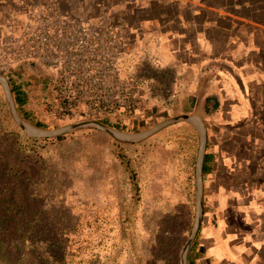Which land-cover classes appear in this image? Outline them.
Returning a JSON list of instances; mask_svg holds the SVG:
<instances>
[{
  "label": "rangeland",
  "instance_id": "374dc122",
  "mask_svg": "<svg viewBox=\"0 0 264 264\" xmlns=\"http://www.w3.org/2000/svg\"><path fill=\"white\" fill-rule=\"evenodd\" d=\"M139 67L118 71L138 97L131 111L126 101L63 102L56 93L66 95L75 83L87 92L86 75L101 70L47 69L0 42V76L14 109L38 130L95 120L128 136L172 117V103L142 95L152 90L146 78L157 71L145 63ZM61 72L66 80L56 90L52 77ZM11 84L22 88L23 105L14 102ZM155 88L161 95L167 90ZM6 100L0 81V264H180L197 213L193 126L176 122L135 142L118 141L93 126L37 136L17 124ZM69 104L72 111L66 110ZM210 204L206 199L196 234H204L201 242L212 239L218 225ZM8 227H14L13 237H6ZM203 247L196 245L197 263L203 262Z\"/></svg>",
  "mask_w": 264,
  "mask_h": 264
},
{
  "label": "crops",
  "instance_id": "0c3cea01",
  "mask_svg": "<svg viewBox=\"0 0 264 264\" xmlns=\"http://www.w3.org/2000/svg\"><path fill=\"white\" fill-rule=\"evenodd\" d=\"M55 15L110 26L121 68L169 74L155 81L166 92L142 95L191 116L177 122L197 135L194 196L204 130L202 209L210 199L218 225L209 241L194 238L189 264H264V0H0L2 46L20 51L24 34Z\"/></svg>",
  "mask_w": 264,
  "mask_h": 264
},
{
  "label": "built area",
  "instance_id": "2783aa9c",
  "mask_svg": "<svg viewBox=\"0 0 264 264\" xmlns=\"http://www.w3.org/2000/svg\"><path fill=\"white\" fill-rule=\"evenodd\" d=\"M116 33L110 26H90L82 21L69 20L62 15L41 17L36 26L27 31L19 41L20 51L31 55L47 69L101 70L100 75L89 72L86 76L88 91L82 93V85L75 83L66 95L56 93L55 100L76 103L84 100L112 102L126 101V110L135 109L137 94L132 84L119 76V53ZM63 72L53 74L52 82L57 88L65 83ZM69 104L67 111H72ZM102 109L107 110L106 106ZM53 114L54 110L51 111Z\"/></svg>",
  "mask_w": 264,
  "mask_h": 264
},
{
  "label": "water",
  "instance_id": "95a60500",
  "mask_svg": "<svg viewBox=\"0 0 264 264\" xmlns=\"http://www.w3.org/2000/svg\"><path fill=\"white\" fill-rule=\"evenodd\" d=\"M0 81L3 83L4 85V89H5V94H6V101L7 104L9 106V109L15 119V121L17 122V124L24 129L28 134L30 135H37V136H52V135H58L67 131H71L77 128H81V127H86V126H93V127H97L100 128L101 130L105 131L106 133H108L110 136H112L113 138H115L118 141H122V142H135V141H139L145 137H147L148 135L156 132L157 130L175 123L177 121L180 120H190L191 116L183 114V115H178V116H172L156 125H154L153 127L149 128L148 130L140 133V134H136V135H128V136H122L120 135L118 132L111 130L110 128H108L106 125L95 121V120H82L64 127H61L59 129L56 130H50V131H44V130H38L35 129L33 127L27 128L25 122H23L20 117L18 116V114L16 113L15 109H14V105L11 99V93H10V88L8 87V84L6 82V80L0 76ZM200 122V120H198ZM204 142H205V133L204 130L202 129V136H201V142H200V147H199V153H198V158H197V164H196V205H197V213H196V218H195V223L193 226V229L187 239V242L185 243L181 255H180V264H187V251L189 246L191 245V243L193 242L197 231L199 229L200 226V222L202 219V215H203V209H202V191H201V179H200V162H201V155H202V151H203V147H204Z\"/></svg>",
  "mask_w": 264,
  "mask_h": 264
},
{
  "label": "trees",
  "instance_id": "16d2710c",
  "mask_svg": "<svg viewBox=\"0 0 264 264\" xmlns=\"http://www.w3.org/2000/svg\"><path fill=\"white\" fill-rule=\"evenodd\" d=\"M11 92L13 93V99H14V102L16 103V105L17 106L23 105L25 102V94L23 93L22 88L17 84H11ZM34 125L41 126V123L35 122ZM202 169H203V171L205 170L204 165H203ZM14 232H15L14 227H8L6 237H8V236L13 237ZM190 250H191V248L189 249V251Z\"/></svg>",
  "mask_w": 264,
  "mask_h": 264
},
{
  "label": "flooded vegetation",
  "instance_id": "af4514ba",
  "mask_svg": "<svg viewBox=\"0 0 264 264\" xmlns=\"http://www.w3.org/2000/svg\"><path fill=\"white\" fill-rule=\"evenodd\" d=\"M145 64H148V63H145ZM148 66L150 67V69H152L153 71H157V73H154V72H151V73H149V75L147 76V78H146V81H148V84H150V87L152 88V90H155L156 88V86H162V85H160V84H155V81H157V80H160V79H162L164 76H169V74H167V73H162V71H159L158 69H154L150 64H148ZM138 68H140V67H138ZM152 79V80H151ZM166 90V87H164L163 86V90ZM151 90V91H152Z\"/></svg>",
  "mask_w": 264,
  "mask_h": 264
},
{
  "label": "bare ground",
  "instance_id": "6f19581e",
  "mask_svg": "<svg viewBox=\"0 0 264 264\" xmlns=\"http://www.w3.org/2000/svg\"><path fill=\"white\" fill-rule=\"evenodd\" d=\"M26 127L31 129V127L29 125H26Z\"/></svg>",
  "mask_w": 264,
  "mask_h": 264
}]
</instances>
